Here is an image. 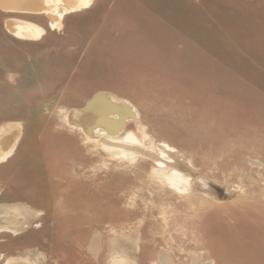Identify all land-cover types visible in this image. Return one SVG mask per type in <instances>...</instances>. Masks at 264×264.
Masks as SVG:
<instances>
[{
    "label": "rangeland",
    "instance_id": "374dc122",
    "mask_svg": "<svg viewBox=\"0 0 264 264\" xmlns=\"http://www.w3.org/2000/svg\"><path fill=\"white\" fill-rule=\"evenodd\" d=\"M51 25L0 8V131L21 124L0 162V264H264V0H92ZM101 93L136 113L119 139L194 169L183 189L70 122Z\"/></svg>",
    "mask_w": 264,
    "mask_h": 264
},
{
    "label": "bare ground",
    "instance_id": "6f19581e",
    "mask_svg": "<svg viewBox=\"0 0 264 264\" xmlns=\"http://www.w3.org/2000/svg\"><path fill=\"white\" fill-rule=\"evenodd\" d=\"M91 2L92 0H0V8L12 13L43 14L51 21V26L60 28L61 18L64 14L76 12L89 6ZM8 26L18 38L37 39L42 33L41 28L30 23H13ZM135 118L134 108L128 101L108 93L97 94L87 103L86 107L73 110L69 114L70 122L82 128L90 138H96L99 148L111 157H140L153 161L159 167L170 166L171 172L161 174L172 185L183 189L184 185H181L180 175L192 178L194 169L180 159L179 152L162 143L156 144L154 148L145 146L130 134H125L126 137L123 139L117 137L127 120ZM8 125L7 128L1 129L0 134L11 138L12 142L7 149H3L0 145V162L12 154L14 144L20 135L21 124L13 122ZM251 163L257 162L251 161ZM246 178L257 182L254 175H249ZM4 215L6 214H1L0 218ZM113 259L111 264L114 263ZM5 264L14 263L7 261ZM205 264L212 263L206 262Z\"/></svg>",
    "mask_w": 264,
    "mask_h": 264
}]
</instances>
